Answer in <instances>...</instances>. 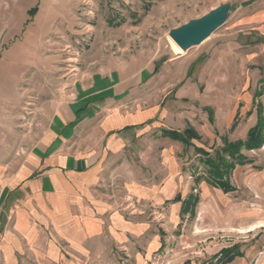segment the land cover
Masks as SVG:
<instances>
[{
  "label": "crops",
  "instance_id": "crops-1",
  "mask_svg": "<svg viewBox=\"0 0 264 264\" xmlns=\"http://www.w3.org/2000/svg\"><path fill=\"white\" fill-rule=\"evenodd\" d=\"M253 2L233 44L190 75L197 59L171 48L161 69L119 54L74 67L48 125L0 152V264H123L121 249L155 264L166 225L193 208L190 149L218 131L219 81L264 79V0ZM187 129L194 147L163 137Z\"/></svg>",
  "mask_w": 264,
  "mask_h": 264
},
{
  "label": "rangeland",
  "instance_id": "rangeland-1",
  "mask_svg": "<svg viewBox=\"0 0 264 264\" xmlns=\"http://www.w3.org/2000/svg\"><path fill=\"white\" fill-rule=\"evenodd\" d=\"M222 4L232 5L227 23L202 45L184 52L197 59L189 75L197 64L233 44L237 24L252 10L253 0H0V152L48 125L75 66L97 55L119 54L127 60L141 58V63L154 58L161 69L172 56L170 31ZM263 81L258 87L247 80L227 87L219 81L218 131L213 140L200 142L212 157L227 143L248 140L259 121V106L264 108ZM190 152V159L196 157L187 167L197 186L193 208L183 209L177 224L166 225L163 235L169 244L154 263L220 264L224 251L236 247V258L247 254L248 264H264V144L242 151L247 162L232 172L233 190L228 193L208 183L205 156ZM120 251L125 255L122 263L129 264L126 251Z\"/></svg>",
  "mask_w": 264,
  "mask_h": 264
},
{
  "label": "trees",
  "instance_id": "trees-1",
  "mask_svg": "<svg viewBox=\"0 0 264 264\" xmlns=\"http://www.w3.org/2000/svg\"><path fill=\"white\" fill-rule=\"evenodd\" d=\"M262 70L264 71V67ZM261 95V91L256 94L257 97H260ZM258 114V124L249 133V137L246 142L241 141L236 143H227L222 149L216 150L215 157H212L209 152L202 148L194 147L198 154L205 156V163L209 168L208 183L214 188L222 189L226 193L232 191L233 188L230 184V176L232 172L235 170L237 164L243 165L245 162H247L246 158L241 154L242 151L259 148L264 144V108L262 105L259 106ZM235 125L236 124L233 125L232 130L234 129ZM163 137L169 138L173 141L181 142L185 145V147L193 146L191 143L192 140H201V137L192 129H187L183 133L177 131H164ZM238 256H240V252L236 247H234L230 250L224 251L223 255L219 259V262L220 264L228 263Z\"/></svg>",
  "mask_w": 264,
  "mask_h": 264
},
{
  "label": "water",
  "instance_id": "water-1",
  "mask_svg": "<svg viewBox=\"0 0 264 264\" xmlns=\"http://www.w3.org/2000/svg\"><path fill=\"white\" fill-rule=\"evenodd\" d=\"M232 5L222 4L201 18L193 19L186 25L170 31L169 38L183 52L202 45L218 29L223 27L231 14Z\"/></svg>",
  "mask_w": 264,
  "mask_h": 264
},
{
  "label": "bare ground",
  "instance_id": "bare-ground-1",
  "mask_svg": "<svg viewBox=\"0 0 264 264\" xmlns=\"http://www.w3.org/2000/svg\"><path fill=\"white\" fill-rule=\"evenodd\" d=\"M170 45H171V49L173 51L174 54L176 55H183L184 52L181 50V48H179L174 42L173 40L170 39Z\"/></svg>",
  "mask_w": 264,
  "mask_h": 264
}]
</instances>
